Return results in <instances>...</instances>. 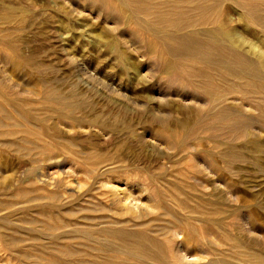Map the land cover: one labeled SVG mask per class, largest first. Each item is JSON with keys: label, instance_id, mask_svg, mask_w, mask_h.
Returning a JSON list of instances; mask_svg holds the SVG:
<instances>
[{"label": "rangeland", "instance_id": "374dc122", "mask_svg": "<svg viewBox=\"0 0 264 264\" xmlns=\"http://www.w3.org/2000/svg\"><path fill=\"white\" fill-rule=\"evenodd\" d=\"M8 6L0 264H264V0Z\"/></svg>", "mask_w": 264, "mask_h": 264}, {"label": "bare ground", "instance_id": "6f19581e", "mask_svg": "<svg viewBox=\"0 0 264 264\" xmlns=\"http://www.w3.org/2000/svg\"><path fill=\"white\" fill-rule=\"evenodd\" d=\"M5 10L4 11H6L5 13H3V14H1L0 15V27L2 26V25H9L8 23H10L11 21H12V19L13 18H15V15H16V9L14 8V7H11V6H8V7H5L4 8ZM19 20V22H20V18H18ZM17 21V22H18ZM44 22V21H43ZM15 23H16V20H15ZM42 23V22H41ZM40 23V24H41ZM19 25V24H18ZM14 26H16L15 24H14ZM20 26V25H19ZM40 27H41V25H40ZM2 28V27H1ZM16 28V27H15ZM229 31V30H228ZM1 32H3V31H1V29H0V34H1ZM227 32V31H226ZM234 32V31H233ZM224 33V32H223ZM228 33V32H227ZM230 33V32H229ZM225 34V33H224ZM239 33L237 32V34H234V37H236V35L237 36H239L238 35ZM2 35V34H1ZM231 36H233V35H231ZM241 36V35H240ZM239 36V37H240ZM4 37V36H3ZM225 37V36H224ZM4 39V38H3ZM224 39V38H223ZM232 39V38H231ZM226 41V40H225ZM2 42V41H1ZM189 43V42H188ZM186 45V44H185ZM188 45H190V44H188ZM26 60V59H25ZM55 94V93H54ZM54 96V95H53ZM55 96H56V94H55ZM56 104H58V103H56ZM58 106H59V104H58ZM57 107V106H56ZM60 107V106H59ZM58 107V108H59ZM62 108H63V106H62ZM19 149V148H18ZM28 153H29V150H28ZM130 204H128V206H129ZM131 206V205H130ZM132 207L133 206H131V208H129V209H132ZM134 208V207H133Z\"/></svg>", "mask_w": 264, "mask_h": 264}]
</instances>
